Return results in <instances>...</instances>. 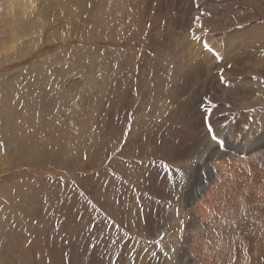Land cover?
Returning <instances> with one entry per match:
<instances>
[{
    "label": "rangeland",
    "instance_id": "obj_1",
    "mask_svg": "<svg viewBox=\"0 0 264 264\" xmlns=\"http://www.w3.org/2000/svg\"><path fill=\"white\" fill-rule=\"evenodd\" d=\"M263 45L264 0H0V264H264Z\"/></svg>",
    "mask_w": 264,
    "mask_h": 264
},
{
    "label": "bare ground",
    "instance_id": "obj_2",
    "mask_svg": "<svg viewBox=\"0 0 264 264\" xmlns=\"http://www.w3.org/2000/svg\"><path fill=\"white\" fill-rule=\"evenodd\" d=\"M263 48H262V52L264 51V45L262 46ZM229 57V56H228ZM208 58V57H207ZM227 58V57H226ZM225 58V59H226ZM223 61V60H222ZM264 60H254V62L251 64V67L249 68V71L252 73V74H256V75H259V76H261V77H263L264 78V62H263ZM226 62V61H225ZM228 62V61H227ZM226 62V63H227ZM229 63V62H228ZM258 64V63H260L261 64V67L259 68V69H257L256 68V70H255V67H253L252 65H254V64ZM216 64H218V63H216ZM220 64H222V63H220ZM219 65V64H218ZM231 65V64H230ZM224 66H225V64H224ZM233 66V65H232ZM216 68V67H215ZM223 68V67H222ZM238 68H240L239 67V65H238ZM238 68H235V70L234 71H236V72H238L239 70H241V69H239L238 70ZM242 69H243V67H241ZM226 69V68H225ZM230 69V68H229ZM244 70V69H243ZM233 71V69H231V71H229V72H232ZM229 72H227V75H229L228 73ZM225 73V72H224ZM212 74V73H211ZM232 75V74H231ZM263 89H264V86L262 87ZM204 89V88H203ZM258 94H260V93H258ZM262 95V94H261ZM223 97V96H222ZM228 97L226 96H224L223 97V99H227ZM244 100H241L242 102L241 103H239L238 105H237V107L239 108V109H244V108H248V107H253V106H255V104H257V103H260V101L259 100H257L256 101V103H254V100H248L247 101V98H243ZM249 99V98H248ZM259 99V98H258ZM260 121V120H259ZM259 121L257 122V124H259ZM257 124H256V126H257ZM255 126V127H256ZM254 127V128H255ZM261 127H262V125H261ZM249 128H251V127H249ZM259 128V127H258ZM235 129V128H234ZM237 129V128H236ZM252 129V128H251ZM261 130V129H260ZM236 131V130H235ZM251 131V130H250ZM237 133H238V131H236ZM201 136V135H200ZM263 136V137H262ZM262 136L261 137H258L256 140H254V141H248V143H247V145H248V147H242V140L244 139V137H245V134H242L241 135V137H240V139H235V142L233 143V141H232V150H238V151H234V153H236V152H239V153H241V152H243L244 154H247V155H249V156H251L252 155V152L253 151H255L257 148H260V147H262V146H264V131H263V134H262ZM251 137H252V135H251ZM254 138V137H253ZM198 140V139H197ZM230 140V139H229ZM240 140V141H239ZM228 143V142H227ZM207 144V143H206ZM211 144V143H210ZM210 144L208 143V145L206 146V155H207V158H206V160H211L212 159V161H213V159H217V155H216V153H215V151H213V149H212V147L210 146ZM196 145V144H195ZM199 145V144H198ZM201 146V145H200ZM194 149V148H193ZM227 149L228 150H231L230 149V146H227ZM203 150V149H202ZM193 151V150H192ZM199 152H200V150H199ZM198 152V153H199ZM219 152V151H218ZM224 152V151H223ZM190 153V152H189ZM192 153V152H191ZM204 153V152H203ZM193 154H196V153H193ZM223 154V153H222ZM203 156V155H202ZM228 156V155H227ZM229 157V156H228ZM254 157H257V158H259V157H262V155L261 154H259V153H257V154H255L254 156H253V158ZM219 158V157H218ZM252 158V157H251ZM191 159V158H190ZM197 160V159H196ZM199 160V159H198ZM200 161V160H199ZM250 161H252V163L253 164H250V168H251V171L253 170V171H259V173L258 174H260V173H262V172H264L263 171V168H260L259 167V163H261V162H255L254 160H250ZM186 162V161H185ZM187 162H189V161H187ZM197 162V161H196ZM210 162V161H209ZM184 163V162H183ZM195 163V162H194ZM188 164V163H187ZM186 164V165H187ZM256 164V165H255ZM185 166V165H184ZM213 167V166H212ZM218 168V167H217ZM217 168H216V170H217ZM220 170V169H219ZM222 170V169H221ZM220 170V171H221ZM209 171V170H208ZM219 171V172H220ZM214 172V171H213ZM209 173V172H208ZM234 173H236L237 175L235 176H232L231 178H238V173L237 172H234ZM233 173V174H234ZM256 173V172H255ZM245 174L249 177V174H248V172L247 171H245ZM211 175V174H210ZM215 175V174H214ZM211 178V177H210ZM253 179V178H252ZM250 180V179H249ZM185 184H187V183H185ZM215 184V183H214ZM248 185H249V182H248ZM197 186V185H196ZM199 186V185H198ZM217 186V185H216ZM230 187H231V185H230ZM229 189V188H228ZM194 190V189H193ZM196 190V189H195ZM201 190V189H200ZM230 191V190H229ZM193 192V194H194V191H192ZM201 193V192H200ZM220 193V192H219ZM221 193H222V190H221ZM220 193V194H221ZM232 194V193H231ZM224 195V194H223ZM233 195V194H232ZM197 197V196H196ZM220 197V196H219ZM222 197V196H221ZM228 197V196H227ZM231 197V196H230ZM179 198V197H178ZM232 198V197H231ZM235 199V198H234ZM194 202V201H193ZM192 202V203H193ZM188 205V204H187ZM186 205V206H187ZM190 205V204H189ZM197 206V205H196ZM196 206H195V208H196ZM190 207H191V205H190ZM189 207V208H190ZM200 207V206H199ZM192 208V207H191ZM202 210V209H201ZM204 212V211H203ZM188 213H190V212H188ZM180 214H181V212H180ZM192 214H194V212L192 213ZM199 214V213H198ZM202 214V213H201ZM205 214V213H204ZM203 214V215H204ZM193 216V215H192ZM196 217V216H195ZM182 218V217H181ZM197 218V217H196ZM225 218V217H224ZM182 220V219H181ZM198 220V219H197ZM216 220V219H215ZM225 220V219H224ZM169 221V220H168ZM167 221V222H168ZM177 221V220H176ZM184 221V220H183ZM195 221V220H194ZM202 221V220H201ZM219 221V220H218ZM173 222V221H172ZM179 222H180V220H179ZM210 222V221H209ZM182 223V222H181ZM186 223V222H185ZM193 223H195V222H193ZM192 223V224H193ZM198 223V222H197ZM208 223V222H207ZM174 224V223H173ZM175 224H177V223H175ZM179 224V223H178ZM198 225H200V224H198ZM178 226V225H177ZM216 226H218V225H216ZM223 227H224V225H222ZM183 227V226H182ZM200 228V227H199ZM208 228V227H207ZM222 228V227H221ZM172 229H174V228H172ZM186 229H187V227H186ZM192 229V228H191ZM201 229V228H200ZM188 230V229H187ZM185 230H183V232H184ZM202 231V230H201ZM188 232H190V231H188ZM207 233H208V230L206 231ZM185 233V232H184ZM197 233V232H196ZM201 233V235H202V232H200ZM218 233V232H217ZM177 234V232L176 233H174V235H176ZM187 234V233H186ZM190 234H192V233H190ZM173 235V236H174ZM205 235V234H204ZM175 238V237H174ZM192 240V239H191ZM188 241V239L186 238L185 239V242H187ZM198 242V241H197ZM199 245V244H198ZM196 247V246H195ZM208 246H206V248H207ZM185 248V247H184ZM206 248H205V250H206ZM196 251V250H195ZM197 252H199V251H197ZM198 254H200V253H198ZM197 255V254H196ZM198 256H200V255H198ZM202 257V256H201ZM193 260H194V257H193V254L191 255L190 253H187V251L185 250V252L183 253V254H181L179 257H178V261H177V264H191L192 262H193Z\"/></svg>",
    "mask_w": 264,
    "mask_h": 264
},
{
    "label": "snow or ice",
    "instance_id": "obj_3",
    "mask_svg": "<svg viewBox=\"0 0 264 264\" xmlns=\"http://www.w3.org/2000/svg\"><path fill=\"white\" fill-rule=\"evenodd\" d=\"M204 47L206 50L212 51V49L208 47L207 43L204 44ZM211 131H212V129H211V127H209V132H211ZM213 138H215V137H213Z\"/></svg>",
    "mask_w": 264,
    "mask_h": 264
}]
</instances>
